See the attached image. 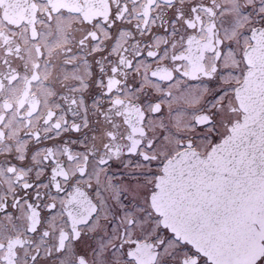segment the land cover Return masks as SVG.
I'll return each instance as SVG.
<instances>
[{
    "label": "snow or ice",
    "instance_id": "snow-or-ice-1",
    "mask_svg": "<svg viewBox=\"0 0 264 264\" xmlns=\"http://www.w3.org/2000/svg\"><path fill=\"white\" fill-rule=\"evenodd\" d=\"M0 264H264V0H0Z\"/></svg>",
    "mask_w": 264,
    "mask_h": 264
}]
</instances>
